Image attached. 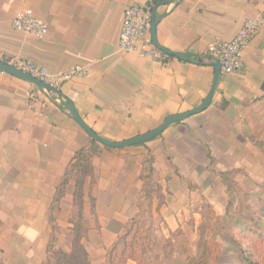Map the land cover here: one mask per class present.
I'll return each mask as SVG.
<instances>
[{"label": "crops", "instance_id": "obj_1", "mask_svg": "<svg viewBox=\"0 0 264 264\" xmlns=\"http://www.w3.org/2000/svg\"><path fill=\"white\" fill-rule=\"evenodd\" d=\"M148 3L158 20V43L195 61L171 57L164 62L121 50L126 7ZM18 12L46 22L48 34L38 38L14 29ZM250 19L260 20V27L242 51L243 69L221 75L204 111L145 143L103 145L94 156V174L84 184L92 264H106L109 248L139 212L150 159L165 194L160 206L154 198L153 208L171 230L188 224L204 197L220 207L217 202L226 199L221 193L238 177L264 182V151L254 142L264 141V0H0L1 52L45 67L53 76L76 66L87 70L63 81L60 92L46 94L0 69V259L48 263L56 191L77 151L91 145L62 103H73L108 140L145 134L204 102L218 62L207 53L209 43L233 38ZM74 189L72 178L56 210L69 212ZM67 225L71 230L68 219Z\"/></svg>", "mask_w": 264, "mask_h": 264}, {"label": "rangeland", "instance_id": "obj_2", "mask_svg": "<svg viewBox=\"0 0 264 264\" xmlns=\"http://www.w3.org/2000/svg\"><path fill=\"white\" fill-rule=\"evenodd\" d=\"M152 161H149L152 167L144 176V184L148 180L153 185L150 191L155 193L154 198L157 197L160 206L165 201V194L158 179L153 177ZM221 194L227 200L218 201L220 207L204 197L201 209L190 213L189 223L174 226L175 230L170 229L159 209L153 208L152 218L145 213L112 254L113 264H132L133 261L137 264L135 259L141 260L143 256L135 243L145 235L148 237L141 243L147 246V263L141 264H264V182L259 184L252 180L250 183L248 179L238 177L236 182L229 183L228 192ZM73 203L74 199L69 212L56 210L58 203L50 209L54 214L53 218L49 214L52 237L48 243L47 264H69L61 259L60 252L63 251L76 255L74 225L71 230L67 225V219L71 222L74 213ZM148 203H144V208ZM183 214L186 217L189 212ZM85 222L87 224V220ZM83 241L85 246L89 245L86 239Z\"/></svg>", "mask_w": 264, "mask_h": 264}, {"label": "built area", "instance_id": "obj_3", "mask_svg": "<svg viewBox=\"0 0 264 264\" xmlns=\"http://www.w3.org/2000/svg\"><path fill=\"white\" fill-rule=\"evenodd\" d=\"M153 19V6H127L122 20L120 34V48L122 51L138 52L142 56H149L168 62L171 56L159 50L150 37ZM14 29L44 38L49 32L46 22L36 18L30 12H18L13 20ZM260 20H247L239 32L231 39H215L209 43L207 53L212 60L221 63V75H230L242 71L244 62L242 51L251 38L258 32ZM0 60L19 70L27 72L41 79L45 83L58 88L63 81H68L77 75H86L87 70L80 66L71 68L60 76H53L50 71L18 56H9L0 51Z\"/></svg>", "mask_w": 264, "mask_h": 264}, {"label": "trees", "instance_id": "obj_4", "mask_svg": "<svg viewBox=\"0 0 264 264\" xmlns=\"http://www.w3.org/2000/svg\"><path fill=\"white\" fill-rule=\"evenodd\" d=\"M91 145L87 147H83L79 149L76 153L75 160L70 164L68 167L64 178L62 180V183L58 187L55 195V201L52 208L55 206L56 203H59V201L62 199V197L66 193L67 186L72 178H75V190H74V213L71 217V223L74 225L73 229L75 231V242H74V252L76 255L72 254L69 255L66 252H60L61 259L64 261H67L69 264H92L89 253L86 249V246L84 244V239L88 235V228L86 226V220L84 215V184L86 181L87 176H93L94 169H93V163L92 160L95 155H97L102 146L99 142L91 138ZM255 144L260 147L264 151V141H254ZM108 147V146H105ZM111 149H115L112 147H108ZM150 186H153L148 180H145V184L143 186L142 192L140 194L138 206H139V212L135 217L130 219L123 232L117 237L114 244L109 248L107 253V264H113L112 260V254L115 253L120 243L127 237H129L130 229L134 226L136 223L139 222L140 218L146 213L149 215V217H153V200H154V194L150 191ZM143 201V202H142ZM148 201L146 208H144V203ZM52 212H50L51 214ZM51 218H53V214L50 215ZM151 235V233H150ZM145 239L148 236H144ZM143 237V238H144ZM142 239H138L135 243L138 246L139 253L143 256H141V260L136 258V256H128L129 258H136L137 264L141 263H147L145 257L147 258V246L141 241ZM150 238V237H149ZM144 239V240H145ZM127 241V239H126ZM74 255V256H73ZM78 255H81L79 258ZM0 264H6L0 259Z\"/></svg>", "mask_w": 264, "mask_h": 264}, {"label": "water", "instance_id": "obj_5", "mask_svg": "<svg viewBox=\"0 0 264 264\" xmlns=\"http://www.w3.org/2000/svg\"><path fill=\"white\" fill-rule=\"evenodd\" d=\"M170 1H174V0H170ZM158 24V20L156 19V16L154 15L153 21L151 23V32H152V40L154 45L161 50L162 52H164L165 54L171 56V57H178L181 60H185V61H195L194 58L188 54H183V53H178V52H174L172 50H169L163 46H161L158 43L157 37H156V27ZM213 65L216 67V73H215V78H214V82H213V86L208 94V96L205 98L204 102L197 108L190 110L188 112H184V113H180V114H175L172 116H169L160 126H158L157 128L148 131L145 134L142 135H138L136 137L124 140V141H112V140H108L106 138H104L103 136H101L100 134H98L96 131H94L80 116L79 112L77 111L76 107L74 106L73 103L69 102V103H62V106L66 107L71 116L74 118V120L81 126V128L94 140H96L97 142H99L100 144L104 145V146H108V147H112V148H126V147H130L133 145H137V144H141V143H145L153 138H155L156 136H158L159 134H161L168 126H170L171 124L175 123V122H179L182 120H185L197 113H200L202 111H204L208 105L210 104V102L212 101L213 95L215 90L217 89L219 83H220V79H221V63L220 62H215L213 63ZM0 69L8 72L16 77H19L21 79L27 80L29 82H31L32 84H34L35 86H37L39 89H41L43 92H45L46 94H49L50 91H54V92H60L58 90V88L53 87L47 83H45L44 81H42L39 78H36L34 76H32L31 74L24 72L22 70H19L11 65L6 64L5 62L0 60Z\"/></svg>", "mask_w": 264, "mask_h": 264}]
</instances>
